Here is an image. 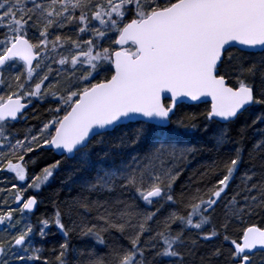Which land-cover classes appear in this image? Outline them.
Returning <instances> with one entry per match:
<instances>
[{
	"label": "snow or ice",
	"instance_id": "obj_1",
	"mask_svg": "<svg viewBox=\"0 0 264 264\" xmlns=\"http://www.w3.org/2000/svg\"><path fill=\"white\" fill-rule=\"evenodd\" d=\"M258 125L264 0H0V264H196L202 241L201 264H264ZM201 142L216 158L178 185ZM65 166L76 196L33 221Z\"/></svg>",
	"mask_w": 264,
	"mask_h": 264
},
{
	"label": "trees",
	"instance_id": "obj_2",
	"mask_svg": "<svg viewBox=\"0 0 264 264\" xmlns=\"http://www.w3.org/2000/svg\"><path fill=\"white\" fill-rule=\"evenodd\" d=\"M34 107H31L28 112V121H20L19 123L15 124V127L13 131H16L20 133L21 138L23 137L24 132L32 127L33 125H37L40 123V120L44 119L46 112L45 109L47 105L41 104L38 101H33ZM204 105L201 104L199 106V111L204 110ZM182 111H195L197 109L192 108V107H182ZM33 116L37 117L36 119L33 118ZM258 127H264V125H258ZM254 130L250 129L248 135L252 137L251 139L246 140V147L251 148L252 144L255 142L256 139H259L258 136L254 135ZM235 130H233L232 135L235 136ZM194 140L199 139L198 137H194ZM202 151L198 152L195 156L189 158V163L186 171L184 172V175L181 177V180L178 182V185L181 183H186L188 182V178L190 176L194 178H198V173L202 171H206V165L211 164L212 161L216 158L217 153L212 150V145L211 143H204L201 142L196 145ZM229 146H225V148L220 150V154L222 155L228 148ZM245 159H247L248 153L247 150L244 153ZM58 158V157H57ZM52 157L50 155L47 156L46 160H42L41 163L37 166V171L41 167L44 166V163L47 161H50ZM259 161L257 160V163ZM250 165L248 164H243L241 166L240 172L237 173V176L243 173L244 169L249 167ZM67 173H68V167L65 166V170L59 173L50 183V185L45 186L41 190V194L39 196V199L42 201L38 208L36 209L35 215L32 216L33 221L36 220L37 217H40L42 215H52L54 211V206L53 202L54 201H70L72 197L76 196L77 191L75 185H72L70 183L65 184L62 183V181L67 180ZM4 174H0V176H3ZM237 183L239 182L238 180L236 181ZM3 185L0 184V187ZM10 187V185H9ZM177 191H179V188H177ZM218 216L222 214V209L218 208L217 213ZM53 231H56L53 229ZM118 233H114V236H118ZM105 239L109 240V237L107 234H105ZM63 240V237L59 234L55 236H49L47 241H40L39 238L37 237V244H43L45 249L50 248L53 244H58ZM110 242V241H109ZM72 243L80 249H90L91 247L95 246L94 240L90 237H85V238H78L77 236H73L72 238ZM97 248V251H106L105 248L101 246H95ZM212 248V242H201V246L199 247L198 251L196 252V255L193 257V259L196 261V264H201L200 257L204 256L207 254L210 249ZM47 255V251L44 253ZM204 264H208V261L205 260Z\"/></svg>",
	"mask_w": 264,
	"mask_h": 264
},
{
	"label": "water",
	"instance_id": "obj_3",
	"mask_svg": "<svg viewBox=\"0 0 264 264\" xmlns=\"http://www.w3.org/2000/svg\"><path fill=\"white\" fill-rule=\"evenodd\" d=\"M30 108H31V107H30ZM30 108H29V109H30Z\"/></svg>",
	"mask_w": 264,
	"mask_h": 264
}]
</instances>
